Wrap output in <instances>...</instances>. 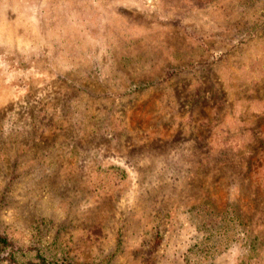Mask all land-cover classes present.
<instances>
[{
	"label": "rangeland",
	"instance_id": "374dc122",
	"mask_svg": "<svg viewBox=\"0 0 264 264\" xmlns=\"http://www.w3.org/2000/svg\"><path fill=\"white\" fill-rule=\"evenodd\" d=\"M0 264H264V0H0Z\"/></svg>",
	"mask_w": 264,
	"mask_h": 264
},
{
	"label": "trees",
	"instance_id": "16d2710c",
	"mask_svg": "<svg viewBox=\"0 0 264 264\" xmlns=\"http://www.w3.org/2000/svg\"><path fill=\"white\" fill-rule=\"evenodd\" d=\"M7 236L0 232V247L4 248L6 245H8V240H7ZM21 262H17L16 264H20ZM23 264H46L44 261H42L41 263L38 262H34V261H26Z\"/></svg>",
	"mask_w": 264,
	"mask_h": 264
}]
</instances>
